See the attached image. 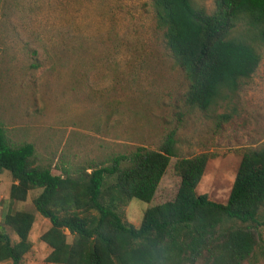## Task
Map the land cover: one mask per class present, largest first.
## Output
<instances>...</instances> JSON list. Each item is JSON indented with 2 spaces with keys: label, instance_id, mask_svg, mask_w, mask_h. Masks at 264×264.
Returning <instances> with one entry per match:
<instances>
[{
  "label": "rangeland",
  "instance_id": "374dc122",
  "mask_svg": "<svg viewBox=\"0 0 264 264\" xmlns=\"http://www.w3.org/2000/svg\"><path fill=\"white\" fill-rule=\"evenodd\" d=\"M192 1L207 12L215 6ZM233 34L251 37L242 27ZM247 39L261 56L257 69L203 111L185 103L186 74L149 0H0V126L10 144L32 143L34 163L54 174L108 165L138 146L158 149L174 130L176 156L153 199H130L123 220L138 226L147 208L172 200L180 182L175 161L201 153L208 160L197 192L225 203L243 151L264 143V44ZM11 184L10 173L0 172V226L8 212H31V249L21 264H52L40 239L50 222L32 202L41 189L11 201ZM260 232L264 247V226Z\"/></svg>",
  "mask_w": 264,
  "mask_h": 264
},
{
  "label": "trees",
  "instance_id": "16d2710c",
  "mask_svg": "<svg viewBox=\"0 0 264 264\" xmlns=\"http://www.w3.org/2000/svg\"><path fill=\"white\" fill-rule=\"evenodd\" d=\"M149 2L186 74L188 106L207 110L257 69L261 56L247 38L264 44V0H214L211 12L192 0ZM237 27L251 37L234 35ZM175 143L171 130L158 149L138 146L108 165L54 174L50 166L34 163L32 143L10 144L0 126V172L12 177L11 201H24L29 190L41 189L32 202L50 222L40 239L50 248L45 260L52 264H245L258 258L264 264V143L243 151L225 203L197 192L208 160L201 153L175 161L180 182L172 200L147 208L138 226L123 220L130 199H153L170 157L176 156ZM33 221L28 211L4 214L0 262L22 263L31 249Z\"/></svg>",
  "mask_w": 264,
  "mask_h": 264
}]
</instances>
